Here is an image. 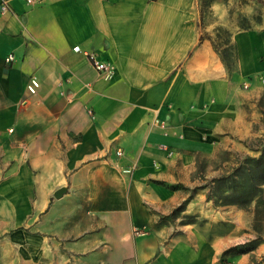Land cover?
<instances>
[{"label": "crops", "instance_id": "0c3cea01", "mask_svg": "<svg viewBox=\"0 0 264 264\" xmlns=\"http://www.w3.org/2000/svg\"><path fill=\"white\" fill-rule=\"evenodd\" d=\"M7 1L0 264H264L263 243L231 254L215 236L186 243L155 226L183 201L177 175L216 151L257 94L264 0L240 4L243 19L260 13L248 30L234 24L237 0H213L207 20L198 0ZM218 28L233 73L213 47Z\"/></svg>", "mask_w": 264, "mask_h": 264}, {"label": "rangeland", "instance_id": "374dc122", "mask_svg": "<svg viewBox=\"0 0 264 264\" xmlns=\"http://www.w3.org/2000/svg\"><path fill=\"white\" fill-rule=\"evenodd\" d=\"M246 1L237 0L233 11L237 18L234 24L248 30L259 21L260 13L253 22L239 17L240 4ZM250 1L262 6L261 0ZM208 2L198 0L204 20L211 16ZM212 44L233 73L235 50L229 29L218 28ZM257 89L238 127L219 143L212 155H197L192 166L177 175L180 182L170 186L182 193L183 201L168 215L159 216L155 224L165 227L168 236L183 237L186 243L196 242L197 234L215 236L231 248L264 244V79L261 76ZM257 260L253 257L252 263Z\"/></svg>", "mask_w": 264, "mask_h": 264}, {"label": "built area", "instance_id": "2783aa9c", "mask_svg": "<svg viewBox=\"0 0 264 264\" xmlns=\"http://www.w3.org/2000/svg\"><path fill=\"white\" fill-rule=\"evenodd\" d=\"M25 1V3L27 4V5H33V4H36V3H39L40 1H42V0H24ZM9 4H8V1L7 0H1V3H0V13H6L7 11H9ZM73 50L75 51V52H80V49H79V47L78 46H75L74 48H73ZM89 60H90V62L92 63V65L94 66V68L98 71V72H107L109 69H108V66L104 63V62H102V61H99L96 57H95V55H93V54H90V53H83ZM5 61L7 62V63H9V62H12L13 61V56L12 55H8L7 57H6V59H5ZM37 82L34 80V79H32L31 81H30V83L27 85V90H28V92H30V93H33L34 92V90H35V88H37ZM244 87H246V85L244 84Z\"/></svg>", "mask_w": 264, "mask_h": 264}, {"label": "trees", "instance_id": "16d2710c", "mask_svg": "<svg viewBox=\"0 0 264 264\" xmlns=\"http://www.w3.org/2000/svg\"><path fill=\"white\" fill-rule=\"evenodd\" d=\"M151 1H156V0H151ZM213 0H209L208 2V7H210V3L212 2ZM260 0H258L259 2ZM200 14H201V10H200ZM244 30H247L246 28H244ZM214 47V46H213ZM215 49V48H214ZM225 65V64H224ZM226 66V65H225ZM226 68L228 69V67L226 66ZM256 247L255 246H249V245H237V246H234L230 249H228L227 251H225V253H235V254H243V253H248L252 250H254V248Z\"/></svg>", "mask_w": 264, "mask_h": 264}, {"label": "water", "instance_id": "95a60500", "mask_svg": "<svg viewBox=\"0 0 264 264\" xmlns=\"http://www.w3.org/2000/svg\"><path fill=\"white\" fill-rule=\"evenodd\" d=\"M54 196L57 198L59 195L58 194H54Z\"/></svg>", "mask_w": 264, "mask_h": 264}]
</instances>
